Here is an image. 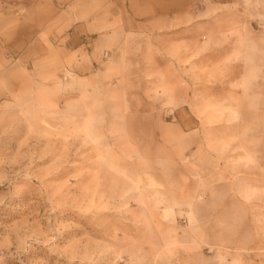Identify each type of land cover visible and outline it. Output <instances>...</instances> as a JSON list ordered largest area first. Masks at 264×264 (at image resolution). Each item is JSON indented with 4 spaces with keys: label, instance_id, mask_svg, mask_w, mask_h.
Instances as JSON below:
<instances>
[{
    "label": "rangeland",
    "instance_id": "1",
    "mask_svg": "<svg viewBox=\"0 0 264 264\" xmlns=\"http://www.w3.org/2000/svg\"><path fill=\"white\" fill-rule=\"evenodd\" d=\"M146 6L148 35L128 39L137 51L127 45L108 65L57 67L51 81L40 69L46 82L27 85L19 107H1L0 264H264V0ZM199 12L212 17L194 20ZM220 75L228 79L210 82ZM211 85L250 96L242 131L254 151L243 184L249 210L217 212L213 244L182 245L181 213L147 208L163 198L145 160L157 119L189 125L162 97L194 93L207 106ZM160 216L173 226L156 228Z\"/></svg>",
    "mask_w": 264,
    "mask_h": 264
},
{
    "label": "crops",
    "instance_id": "2",
    "mask_svg": "<svg viewBox=\"0 0 264 264\" xmlns=\"http://www.w3.org/2000/svg\"><path fill=\"white\" fill-rule=\"evenodd\" d=\"M149 1L0 0V109L19 107L26 86L51 81L57 67L80 70L97 63L108 65L116 63L115 54L127 45L130 51H137L135 40L128 43V39L148 35L146 25L153 23L146 18ZM135 2L145 4L139 12ZM210 17L199 12L194 20ZM136 19L145 25L141 33L134 25ZM193 25L195 28L197 23ZM220 31L217 34L235 35L242 29ZM40 69H48L47 80H42L44 70ZM209 78L211 83L228 79L222 75ZM217 87L212 86L215 90L209 92L207 106L194 93L173 97L171 102L162 97V107L169 114L187 112L189 125L177 119H157L151 128L153 145L145 160L146 178L152 179L154 188L160 187L158 194L163 199L147 208L168 212L170 219L181 213L184 223L175 226V239L182 245L198 240L213 244L217 212L249 210V192L243 184L254 151L248 148L242 131L246 130L250 96L244 90L217 91ZM139 113L157 112L145 109ZM222 132H227L224 138ZM218 196L221 202H217ZM231 199L235 205L228 202ZM152 221L156 228L173 226L164 217Z\"/></svg>",
    "mask_w": 264,
    "mask_h": 264
},
{
    "label": "built area",
    "instance_id": "3",
    "mask_svg": "<svg viewBox=\"0 0 264 264\" xmlns=\"http://www.w3.org/2000/svg\"><path fill=\"white\" fill-rule=\"evenodd\" d=\"M202 2H211V1H214V0H201Z\"/></svg>",
    "mask_w": 264,
    "mask_h": 264
}]
</instances>
